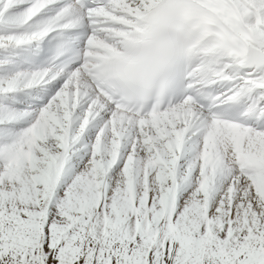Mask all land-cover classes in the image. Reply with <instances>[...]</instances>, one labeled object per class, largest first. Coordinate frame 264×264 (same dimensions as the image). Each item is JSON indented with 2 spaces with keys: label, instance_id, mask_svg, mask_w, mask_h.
Here are the masks:
<instances>
[{
  "label": "snow or ice",
  "instance_id": "obj_1",
  "mask_svg": "<svg viewBox=\"0 0 264 264\" xmlns=\"http://www.w3.org/2000/svg\"><path fill=\"white\" fill-rule=\"evenodd\" d=\"M0 264H264V0H0Z\"/></svg>",
  "mask_w": 264,
  "mask_h": 264
}]
</instances>
